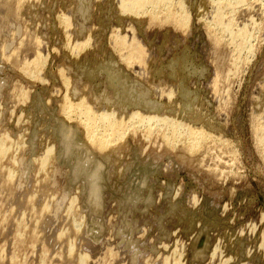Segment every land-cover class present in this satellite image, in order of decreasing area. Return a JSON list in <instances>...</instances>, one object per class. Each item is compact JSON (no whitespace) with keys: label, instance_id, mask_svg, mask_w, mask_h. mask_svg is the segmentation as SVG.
Segmentation results:
<instances>
[{"label":"rangeland","instance_id":"rangeland-1","mask_svg":"<svg viewBox=\"0 0 264 264\" xmlns=\"http://www.w3.org/2000/svg\"><path fill=\"white\" fill-rule=\"evenodd\" d=\"M124 1L0 0V264H264V0Z\"/></svg>","mask_w":264,"mask_h":264},{"label":"bare ground","instance_id":"bare-ground-1","mask_svg":"<svg viewBox=\"0 0 264 264\" xmlns=\"http://www.w3.org/2000/svg\"><path fill=\"white\" fill-rule=\"evenodd\" d=\"M124 1V0H123ZM169 1L170 0H125L123 3H122V8L124 9V10H127V11H141V10H143L144 8H145V6L147 5V4H149V3H152V4H154V5H157V4H164V5H167L168 3H169ZM204 1V0H203ZM223 1H225V0H205V2H207V3H215V4H217V6H219V8L221 7V6H223L224 5V3H223ZM226 1H228V0H226ZM229 2H230V0H229ZM223 3V5H221ZM77 4V3H76ZM202 4V3H201ZM182 7V6H181ZM223 8V7H222ZM72 10V9H71ZM148 10V9H147ZM188 14V13H187ZM72 17H74V16H72ZM211 17V16H210ZM201 18V17H200ZM207 18V17H206ZM212 19V18H211ZM184 22V21H183ZM183 22H182V24H180V25H183L184 26V28H185V31H186V26H187V24H183ZM181 23V22H180ZM179 24V23H178ZM71 29V28H70ZM72 30V29H71ZM68 31H69V28H68ZM74 31V30H73ZM77 32V31H76ZM70 34H72L71 32H70ZM76 34V33H75ZM73 35V34H72ZM71 38H72V36H71ZM77 38V37H76ZM73 39H75V38H73ZM83 39V38H82ZM90 40V39H89ZM73 41V40H72ZM69 42V41H68ZM86 42H88V41H86ZM26 43V42H25ZM71 44H72V42H70ZM76 43V45H75V49H77V48H81V44L80 45H78V43L77 42H75ZM39 44V43H38ZM84 45V44H83ZM72 46V45H71ZM74 46V45H73ZM38 47V46H37ZM18 48V47H17ZM74 48V47H73ZM119 54V53H118ZM78 55V54H77ZM46 57V56H45ZM35 58V57H34ZM42 61V60H41ZM33 64V63H32ZM28 67V66H27ZM31 67V66H30ZM34 72V71H33ZM214 80H216V79H214ZM215 82V81H214ZM215 85H216V83H214ZM163 85H160L158 88H160V89H162L163 87H162ZM159 89V90H160ZM155 90V89H154ZM159 90H156V91H154V92H158ZM88 91L89 90H87L86 91V94L83 96V98H81L80 100H79V102H78V104L76 105V110H79V112L81 113V114H83V116L86 118V122H85V126L87 127V132H88V134H89V136H90V138L91 139H93V143H96V145H97V147H100V148H103L108 142H107V138L109 137H107V136H101V135H98V134H100V133H98V129H99V127L101 126V125H103V124H108L109 122H108V118H110V116L111 115H115L116 117V121H118L117 122V124L115 123L114 124V126L112 127V128H114V130H116L115 129V127L116 126H119V124L118 123H123V121H122V119H123V117H124V119H125V116H126V112H124L122 109H116L117 107H112L113 109H112V113H111V111L109 112V111H106V110H104V109H102L101 110V108H98L99 106H97L95 103L96 102H94V100H93V102L92 101H90V98H89V94L90 93H88ZM146 91V90H145ZM90 92V91H89ZM159 93V92H158ZM92 94V93H91ZM171 95V94H170ZM170 95H169V97H170ZM90 96H92V95H90ZM174 96V95H173ZM99 98V97H98ZM150 98V97H149ZM170 98H172V96L170 97ZM176 99V98H175ZM86 100V101H85ZM98 100V99H97ZM101 101V100H100ZM113 104V103H112ZM69 106H70V103L68 104ZM71 105H72V107L74 106V104H73V102L71 103ZM124 105V104H123ZM172 106H174V105H172ZM171 106V107H172ZM72 107H68L69 108V110H70V108H72ZM107 107V106H106ZM182 107V106H181ZM174 109V108H173ZM72 110H74V109H72ZM159 110V109H158ZM192 110V109H191ZM175 112V111H174ZM256 112V111H255ZM116 113V114H115ZM139 113V112H138ZM193 113V112H192ZM128 114H129V112H128ZM134 114V113H133ZM140 114V113H139ZM138 115V114H137ZM146 115V114H145ZM173 115V114H172ZM149 116H151V115H149ZM158 116V115H157ZM200 116V115H199ZM126 117H128V116H126ZM134 117V116H133ZM198 117V116H197ZM145 118V117H144ZM144 118L143 119H141L142 120V122H143V120H144ZM148 118V117H147ZM151 118V117H150ZM150 118H148V119H150ZM123 119V120H124ZM147 119V120H148ZM152 119V118H151ZM167 119V118H166ZM113 120H114V117H113ZM126 120V119H125ZM109 121H112V120H109ZM170 121V120H169ZM106 124V125H107ZM173 124H174V122H173ZM198 126V125H197ZM120 127V126H119ZM75 131V130H74ZM112 131H113V129H112ZM116 131H118V130H116ZM121 132V131H120ZM107 134V133H106ZM122 134V133H121ZM197 134V133H196ZM108 135V134H107ZM118 135V134H117ZM120 135V134H119ZM3 139V138H2ZM107 142V143H106ZM20 143V142H19ZM2 144V143H1ZM106 146H108V144L106 145ZM7 146H3V145H0V155L1 154H4L6 151H8V149L6 148ZM105 148V147H104ZM49 151V150H48ZM47 151V153L49 154L50 153V151L48 152ZM48 156V155H47ZM47 163V162H46ZM98 193V192H97ZM74 213V212H73Z\"/></svg>","mask_w":264,"mask_h":264}]
</instances>
